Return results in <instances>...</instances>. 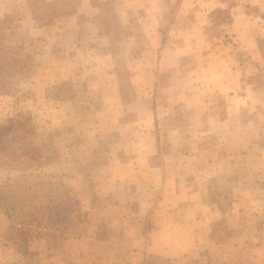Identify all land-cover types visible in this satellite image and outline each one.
Wrapping results in <instances>:
<instances>
[{
  "label": "rangeland",
  "instance_id": "obj_1",
  "mask_svg": "<svg viewBox=\"0 0 264 264\" xmlns=\"http://www.w3.org/2000/svg\"><path fill=\"white\" fill-rule=\"evenodd\" d=\"M44 1L0 0V46L19 49L0 75V124L30 115L42 153L11 154L26 180L48 182L85 221L96 190L135 175L125 165L148 128L156 162L188 161L168 170L182 187L220 191L224 209L239 196L248 236L264 227V0H90L88 24L73 15L82 0ZM19 227L0 209V264H47L49 243Z\"/></svg>",
  "mask_w": 264,
  "mask_h": 264
},
{
  "label": "crops",
  "instance_id": "obj_2",
  "mask_svg": "<svg viewBox=\"0 0 264 264\" xmlns=\"http://www.w3.org/2000/svg\"><path fill=\"white\" fill-rule=\"evenodd\" d=\"M78 4V10L71 7L76 9L74 17L82 15V24L90 23L92 3L82 0ZM152 104L146 112L154 121L158 106ZM141 133L147 135L148 144L135 145L134 157H140L125 163V168H137L135 175L119 177L116 193L104 187L91 195L82 213L85 234L64 235L62 250L48 256L47 264H264V227L248 236L242 224L246 219L241 197L235 203L237 209L232 208L234 204L224 209L217 191L206 199L202 189L182 187L187 177L168 170L176 171L188 161L178 159L175 150L171 161L156 162V133L148 128ZM138 184L145 186L138 189ZM121 200L126 207L119 204ZM76 245L77 255H73Z\"/></svg>",
  "mask_w": 264,
  "mask_h": 264
},
{
  "label": "trees",
  "instance_id": "obj_3",
  "mask_svg": "<svg viewBox=\"0 0 264 264\" xmlns=\"http://www.w3.org/2000/svg\"><path fill=\"white\" fill-rule=\"evenodd\" d=\"M14 52L19 53V49L5 50L0 46V75L8 74L6 64L14 58L12 55ZM82 86L83 90H86V85ZM88 98L91 100V97ZM97 106L100 108L101 103ZM35 135L30 115L23 112L0 124V169L8 174L0 178V209L7 217L18 219L20 230L24 227H34L37 236L44 237L49 243L46 248L49 250V255H53L60 237L64 235L81 237L86 232V224L75 215L69 197H61L54 193L49 189L46 181H27L22 173L23 170L25 171L22 161L11 159V154H17L20 159L29 161L42 158V153L31 146L30 141ZM219 192L217 191L218 197ZM97 202L99 204V201ZM218 203L220 208H223L220 198ZM100 225L104 231V224ZM20 233L24 235L21 243L27 244V235L22 231ZM21 253L25 255L26 248H23Z\"/></svg>",
  "mask_w": 264,
  "mask_h": 264
}]
</instances>
